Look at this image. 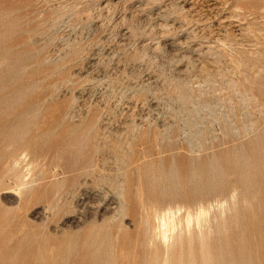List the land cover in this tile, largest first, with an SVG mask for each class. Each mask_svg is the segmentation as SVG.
<instances>
[{
    "label": "rangeland",
    "instance_id": "1",
    "mask_svg": "<svg viewBox=\"0 0 264 264\" xmlns=\"http://www.w3.org/2000/svg\"><path fill=\"white\" fill-rule=\"evenodd\" d=\"M0 264H264V0H0Z\"/></svg>",
    "mask_w": 264,
    "mask_h": 264
},
{
    "label": "bare ground",
    "instance_id": "2",
    "mask_svg": "<svg viewBox=\"0 0 264 264\" xmlns=\"http://www.w3.org/2000/svg\"><path fill=\"white\" fill-rule=\"evenodd\" d=\"M24 154H22V155H24ZM22 157H24V156H22ZM26 157H27V155H26ZM15 166H17V165H15ZM26 168H27V165H26ZM17 170H19V169H17ZM28 170L30 172V169H28ZM27 174H28V172H27ZM28 176L29 175H27V177ZM22 179H26V176ZM19 184H21V183H19ZM21 187H22V184H21ZM18 188L20 190L19 186H18ZM68 188H69V186H68ZM119 196H120V198H122L124 204H126L127 203L126 196H125V193H124L122 186L120 187ZM223 202H221V203H223ZM221 206H223V204ZM124 207H125V205L123 206V208ZM209 219H210L209 210L205 207L203 202H199L198 206L195 210H191L189 207L180 206L179 204L168 205L164 208L156 209L154 211V226L152 228L153 229V231H152L153 236L151 238V241L157 240L161 245H163L165 247V249H168L173 243L181 242L183 240V237H188V238L191 237L193 235V232H197L200 236H202L203 228L206 224H208Z\"/></svg>",
    "mask_w": 264,
    "mask_h": 264
}]
</instances>
